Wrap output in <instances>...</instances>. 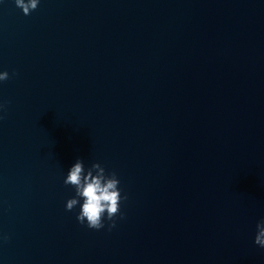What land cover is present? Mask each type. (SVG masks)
Segmentation results:
<instances>
[{
  "label": "water",
  "instance_id": "95a60500",
  "mask_svg": "<svg viewBox=\"0 0 264 264\" xmlns=\"http://www.w3.org/2000/svg\"><path fill=\"white\" fill-rule=\"evenodd\" d=\"M0 71V264H264V0H4ZM77 159L110 231L65 208Z\"/></svg>",
  "mask_w": 264,
  "mask_h": 264
},
{
  "label": "clouds",
  "instance_id": "9594fccd",
  "mask_svg": "<svg viewBox=\"0 0 264 264\" xmlns=\"http://www.w3.org/2000/svg\"><path fill=\"white\" fill-rule=\"evenodd\" d=\"M4 0H0L2 4ZM40 0H15V4L24 15L34 11ZM9 78L7 71H0V83ZM5 109L4 103H0V112ZM3 117L0 116V119ZM64 184L72 186L75 191L73 198L68 199L65 208L68 211L78 208L76 220L89 229L101 230L108 223V230L116 226L115 218L119 215L124 219L120 211L122 200L126 196L121 195L120 181L115 172H106L99 163H94L86 168L81 159H77L68 169L64 178ZM7 236L0 234V241H6ZM255 245L264 249V218H260L255 225Z\"/></svg>",
  "mask_w": 264,
  "mask_h": 264
}]
</instances>
